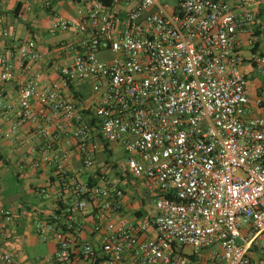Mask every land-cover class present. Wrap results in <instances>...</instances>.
Wrapping results in <instances>:
<instances>
[{
	"label": "built area",
	"instance_id": "built-area-1",
	"mask_svg": "<svg viewBox=\"0 0 264 264\" xmlns=\"http://www.w3.org/2000/svg\"><path fill=\"white\" fill-rule=\"evenodd\" d=\"M37 1L73 55L46 81L34 69V42L0 28V83L11 79L13 59L26 74L3 136L41 107L43 140L29 147L30 166H54L57 181L36 188L55 205L33 228L54 243L53 263L264 264V115L253 112H264V45L255 46L253 0H69L75 19ZM243 37L262 77L252 102ZM83 83L90 94L76 98L70 90ZM71 158L83 178L67 168ZM118 172L143 181L152 200L143 218L112 217L124 194ZM85 215L98 243L79 240ZM12 220L0 205V237ZM14 261L0 250V264Z\"/></svg>",
	"mask_w": 264,
	"mask_h": 264
},
{
	"label": "crops",
	"instance_id": "crops-1",
	"mask_svg": "<svg viewBox=\"0 0 264 264\" xmlns=\"http://www.w3.org/2000/svg\"><path fill=\"white\" fill-rule=\"evenodd\" d=\"M51 7L53 11L65 18L75 19L73 2L51 0ZM252 8L257 17L259 29L255 46L260 47L264 45V21L262 20L264 0H253ZM51 20V10L45 9L37 0H0V28L7 29L10 38L17 43L26 40L34 42L39 53L34 69L40 68L43 71V79L46 81L57 79L60 67L67 65L73 55L71 50L60 47L65 39L64 33L48 31ZM239 49L243 58L240 70L248 77V95L252 102L262 77L251 66L252 49L246 44L244 37ZM13 62L11 79L0 83V205L9 208L13 213L11 224L6 225L8 234L0 237V250L13 251L14 264H54L52 261L54 243L40 240L33 228L34 219L48 215L55 205L51 199H45L38 194L36 188L46 184L48 180L57 181L54 166L40 165L37 169L30 166L31 156L28 149L30 146H39L43 140V137H39L36 133V128L41 121L40 115L43 113L41 107L36 105L32 117L22 122L11 138L3 136L10 124L17 119V92L26 77V74L17 68L15 59ZM70 92L76 98H87L90 94L89 87L85 83L72 87ZM253 112L264 115V112L258 110ZM111 146L113 149L117 147L115 144ZM67 168L74 171L80 169L78 174L80 178L84 177L85 172L81 171L80 162L76 158L68 159ZM9 174H12L16 181H23L20 186L21 192L13 189L8 179ZM117 176L124 194L120 211L112 216L114 220L123 216L134 221L146 216L151 211L152 200L143 181L120 172ZM31 196L37 198L35 203L29 200ZM146 204L148 209L144 208ZM79 221V240L98 243L99 235L92 232L91 218L85 215L80 217ZM101 261L100 258L93 261L75 256L65 264H104Z\"/></svg>",
	"mask_w": 264,
	"mask_h": 264
},
{
	"label": "rangeland",
	"instance_id": "rangeland-1",
	"mask_svg": "<svg viewBox=\"0 0 264 264\" xmlns=\"http://www.w3.org/2000/svg\"><path fill=\"white\" fill-rule=\"evenodd\" d=\"M164 1L167 2L169 5H172L175 2V0H164ZM262 20L264 21V16H263ZM252 74L255 77H258L255 73H252ZM115 149H117V150L114 151V155H113L114 160L117 161V162L118 161L119 162H123V154H122V152L118 150V147H116ZM111 173L112 172L109 173L110 176H112ZM8 179L11 181L10 184L13 186V189H15L18 192H21L20 191V186H22L23 181L22 180L20 182L16 181L12 177V174L8 175ZM23 198H25V197H23ZM29 200L34 201V203H35V201H37V198L34 196L32 198H29ZM148 204L145 205V207H144L145 209H148Z\"/></svg>",
	"mask_w": 264,
	"mask_h": 264
},
{
	"label": "trees",
	"instance_id": "trees-1",
	"mask_svg": "<svg viewBox=\"0 0 264 264\" xmlns=\"http://www.w3.org/2000/svg\"><path fill=\"white\" fill-rule=\"evenodd\" d=\"M107 156H110V152L108 151V153H107ZM112 166L114 165V164H111Z\"/></svg>",
	"mask_w": 264,
	"mask_h": 264
}]
</instances>
